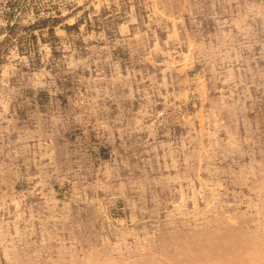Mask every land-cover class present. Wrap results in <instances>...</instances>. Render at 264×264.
<instances>
[{"label":"rangeland","instance_id":"374dc122","mask_svg":"<svg viewBox=\"0 0 264 264\" xmlns=\"http://www.w3.org/2000/svg\"><path fill=\"white\" fill-rule=\"evenodd\" d=\"M0 264H264V0H0Z\"/></svg>","mask_w":264,"mask_h":264}]
</instances>
